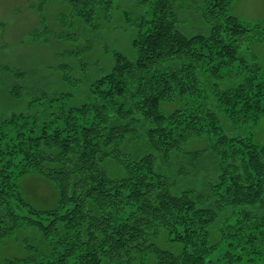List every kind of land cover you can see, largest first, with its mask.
Masks as SVG:
<instances>
[{
  "label": "trees",
  "instance_id": "obj_1",
  "mask_svg": "<svg viewBox=\"0 0 264 264\" xmlns=\"http://www.w3.org/2000/svg\"><path fill=\"white\" fill-rule=\"evenodd\" d=\"M67 1L87 22L101 3ZM193 1L154 0L136 21V60L115 52L112 71L92 85L87 103L67 106L45 120L14 114L5 122L9 127L0 121V245L21 228L36 227L50 246L47 255L0 264H103L105 259L132 264L152 253L157 264H205L220 241L210 230L223 229L225 237L228 230L254 224L249 212L264 205V144L228 135L219 113L228 106L233 122L243 112L251 111L238 117L242 121L263 117L264 64L240 51L239 40L249 28L230 14L234 0H203L209 35L193 32L183 18L185 5ZM176 98L182 108L163 112L162 103ZM141 132L155 152L124 163V176L112 177L105 163L118 161L123 144L132 149ZM205 138L210 140L205 148L188 150L193 140ZM158 162L164 170L190 171L193 179L176 185L201 189L173 194L170 178L156 172ZM29 174L56 185L54 208L40 210L25 199L20 178ZM127 185L140 194L138 208L131 210L116 198ZM232 216L237 219L230 225ZM175 221L190 223L186 238L196 242L192 254L175 255L154 243L159 230H176ZM252 235L236 237L232 245L246 248ZM251 249L258 252L255 259L243 263V255L228 251L225 263L260 264L264 246L255 243Z\"/></svg>",
  "mask_w": 264,
  "mask_h": 264
},
{
  "label": "rangeland",
  "instance_id": "obj_2",
  "mask_svg": "<svg viewBox=\"0 0 264 264\" xmlns=\"http://www.w3.org/2000/svg\"><path fill=\"white\" fill-rule=\"evenodd\" d=\"M99 1L101 3L96 4L97 12L93 21L87 22L67 0H0V121H3V126L9 127L5 122L14 114L31 115L45 120L51 113L63 112L67 106H81L89 101L92 85L112 71L115 52L123 53L132 61L136 60L137 50L133 46L138 33L136 21L149 13L154 0ZM205 6L203 0H195L188 6L186 4L183 18L194 29L193 32L202 29L209 35L210 16ZM229 12L249 28L245 37L239 40L242 46L240 51L245 52L250 59H258L257 62L261 65L264 64V0H234ZM210 65L206 69H210ZM225 69L223 71L227 74V68ZM217 91L218 89L213 90L215 93ZM161 107L163 112L171 114L182 108V105L176 98L162 103ZM229 109L231 108L224 106L219 113L227 134L263 145L264 115L258 121H242L239 118H244L251 111L243 112L238 115L239 118L235 116L236 121L233 122L228 116V113L231 116ZM7 134L14 136L11 132ZM209 141L207 138L193 140L188 150L203 149ZM134 144L132 149L123 144L116 155L118 161L111 158L105 163L106 170L112 177L124 176V163L140 162L148 153L155 152L142 132ZM156 169L157 173L171 179L169 184H172V193L175 195L181 190L193 191L197 186L175 184H186L193 179L189 176L190 171L172 167L164 170L162 162H158ZM215 179L218 180L216 177ZM20 182L25 199L37 209L49 210L57 205L59 192L56 185L41 175L29 174L21 177ZM197 187L198 190L201 189L200 185ZM116 192V198L122 199L131 210L138 208L142 202L138 196L140 194L129 185ZM249 206H246V210L250 209ZM255 209L259 210L256 213L248 211L254 217L251 227L228 230L225 237L223 229L217 234L209 231L215 242L220 241L213 252L205 256V264L211 260L214 264H226L224 258L228 251L243 255V263L250 256L254 259L258 256V252L256 254L251 247L255 243L264 246V205L255 206ZM24 212L27 211L24 209ZM236 219L237 216H232L230 225L236 223ZM175 223L176 230L171 227L172 234L159 230L160 237L154 243L159 250L175 255L192 254L196 249V242L186 238V232L191 230L190 223ZM249 233L253 235L247 238L246 248L241 246L244 243L232 245L236 237L244 239ZM37 253L49 254L50 246L36 227H23L0 245L1 262L27 258ZM141 260L145 264H157L158 255L152 253L132 264H142ZM260 262L264 263V256ZM103 264L116 263L105 259Z\"/></svg>",
  "mask_w": 264,
  "mask_h": 264
}]
</instances>
